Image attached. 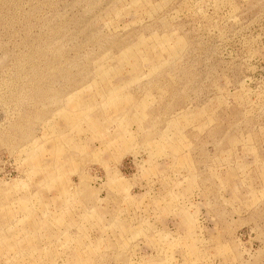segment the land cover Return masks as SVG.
<instances>
[{"label":"rangeland","instance_id":"1","mask_svg":"<svg viewBox=\"0 0 264 264\" xmlns=\"http://www.w3.org/2000/svg\"><path fill=\"white\" fill-rule=\"evenodd\" d=\"M0 264H264V0H0Z\"/></svg>","mask_w":264,"mask_h":264}]
</instances>
